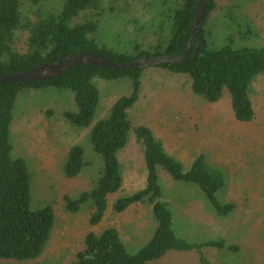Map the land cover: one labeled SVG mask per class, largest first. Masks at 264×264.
Returning <instances> with one entry per match:
<instances>
[{"label":"trees","instance_id":"16d2710c","mask_svg":"<svg viewBox=\"0 0 264 264\" xmlns=\"http://www.w3.org/2000/svg\"><path fill=\"white\" fill-rule=\"evenodd\" d=\"M25 1L38 5L42 0H0V77L29 70L43 62H55L75 52H97L119 63L180 55L188 47L199 3V0H176L161 12L159 31L148 44L134 39L129 46L117 49L99 36L102 0H63L58 11L27 22L22 12ZM207 2L201 30L194 36L187 58L155 67L185 77L194 95L204 103L218 102L228 91L235 117L251 121L255 117L253 83L260 74L264 75V45L239 47L228 42L212 46L206 26L218 7V0ZM83 13L85 19L74 22ZM20 29L28 33L23 46L17 43ZM145 70L146 67L123 70L83 63L54 77L0 84V261L13 259L50 264L40 258L50 245L56 225L55 203L38 208L32 206L34 175L26 159L13 154L12 127L15 108L22 95L53 87L74 93L75 109L65 110L62 116L78 129L91 127L90 141L100 156L96 154L100 160L97 166L87 157L83 144L75 143L70 147L63 164L66 177H77L94 165L98 173L88 189L64 196L66 209L78 213L88 208L90 224L97 225L110 206L114 212L121 213L133 204L143 203L151 207L157 224L148 243L136 253L129 251L116 226H108L101 232L89 231L84 248L74 254L69 264H150L173 250H194L199 253L200 264H216L205 254V247L239 250L237 245H227L224 238L196 242L177 233L170 202L164 199L161 172L166 171L172 181L198 186V194L206 196L219 216L234 212L237 204L222 198L221 192L227 184L226 173L213 165L206 154L197 155L186 167L167 150L164 140L151 126L134 124L130 110L140 100ZM96 78L131 80L130 93L118 97L108 114L98 120L101 90L94 81ZM48 113L54 114V111ZM133 134L143 148L146 184L130 194L120 195L111 203L110 195L123 188L124 168L120 155Z\"/></svg>","mask_w":264,"mask_h":264},{"label":"rangeland","instance_id":"374dc122","mask_svg":"<svg viewBox=\"0 0 264 264\" xmlns=\"http://www.w3.org/2000/svg\"><path fill=\"white\" fill-rule=\"evenodd\" d=\"M175 1L102 0L99 36L117 49L129 46L134 39L148 44L159 31L161 12ZM62 2L42 0L34 5L25 1L23 19L27 22L56 12ZM84 19L83 13L74 22ZM206 29L214 47L228 42L239 47L264 45V0H218ZM27 35L26 30H18L19 46H23ZM94 81L101 90L98 120L118 97L130 93L131 80ZM143 82L140 100L130 110L134 124L151 126L164 140L167 150L186 167L197 155L206 154L213 165L226 173L222 198L237 204L234 212L219 216L206 196L198 194V186L172 181L166 171L161 172L164 199L170 202L177 233L196 242L224 238L227 245L239 247L238 251L205 247V254L216 264H264V75L260 74L253 83L255 117L251 121L235 117L228 91L218 102L204 103L194 95L185 77L155 66L146 67ZM69 109H75L74 93L54 87L22 95L15 108L13 154L25 158L33 172L32 206L38 208L54 202L57 215L50 245L40 260L69 264L74 254L84 248L89 231L101 232L108 226H116L129 251L136 253L148 243L157 227L150 206L137 203L121 213L110 206L97 225L90 224L88 208L78 213L66 209L64 196L88 189L100 164L90 141L91 127L78 129L66 122L62 113ZM49 110L54 114H49ZM75 143L85 146L87 157L97 166L68 178L63 173V164ZM120 157L124 184L119 193L110 195L111 203L120 195L143 188L147 180L143 148L135 134ZM0 264L32 262L12 259L1 260ZM150 264H200L199 253L173 250Z\"/></svg>","mask_w":264,"mask_h":264},{"label":"water","instance_id":"95a60500","mask_svg":"<svg viewBox=\"0 0 264 264\" xmlns=\"http://www.w3.org/2000/svg\"><path fill=\"white\" fill-rule=\"evenodd\" d=\"M207 5H208L207 0H199L198 8L195 15V21L192 24L193 33L190 37L187 49L180 55H176L173 57L169 55L145 57L128 63H119L97 52H91V51L75 52L55 62H43L36 66H33L29 70L23 72H15L5 76H1L0 84L9 81L36 80V79L40 80V79L54 77L64 73L69 68L75 65L83 64V63L95 64L107 68L125 70V69H135L140 67L156 66L164 62H178L185 60L190 51V47L192 45V40L194 36H196L201 30V22L205 15ZM198 51L199 49H197L196 55L198 54Z\"/></svg>","mask_w":264,"mask_h":264}]
</instances>
